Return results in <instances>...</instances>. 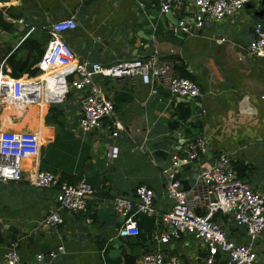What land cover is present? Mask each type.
I'll list each match as a JSON object with an SVG mask.
<instances>
[{"label": "crops", "instance_id": "0c3cea01", "mask_svg": "<svg viewBox=\"0 0 264 264\" xmlns=\"http://www.w3.org/2000/svg\"><path fill=\"white\" fill-rule=\"evenodd\" d=\"M193 1L180 0L167 11L161 10L159 0L0 1V63L5 75L13 77L7 63L11 54L19 66L31 63L39 53L36 47L46 46L49 25L74 15L76 27L65 31L63 37L79 60L111 65L125 58L146 56L144 52L152 44L160 59L177 57V63H182L201 90L198 101L191 105L163 91L159 84L156 92H151L149 84L138 76H96L100 88L115 102L113 116L121 127L114 137L113 116L102 118L92 130L78 128L81 93L72 89L52 102L45 100L44 105H28L36 109L35 129L29 121L23 123L11 107L7 108L12 111L11 120L3 111L2 128L13 132L36 130V137L42 139L39 169L43 161L45 169H56L59 180L63 177L70 182L87 181L94 175L110 178L101 188L113 185L114 189L94 191L87 201V214L59 209L55 201L57 186L32 185L31 161L24 157L21 179L0 182V264L9 241L17 243L25 264H38V253L51 264H138L144 252L176 256L180 264H205V250L190 234L166 242L154 239L165 230L154 216L137 213L138 234L119 240L117 229L122 217L113 206L118 196L137 201L135 188L146 184L154 191L155 209L169 210L173 200L165 192L164 171L171 169L172 156L182 153L185 143L194 136L205 139L212 156L202 162L205 154L201 155L192 161L187 174L180 175L186 182L181 183L184 189L194 185L203 164L227 152L235 163L245 165L246 182L264 193V57L251 55L246 49L253 38L254 24L260 22L254 11L262 4L260 0L249 2L230 16L212 18L197 27L192 20L196 11ZM179 21L190 27L189 33L181 32L180 44L164 39L176 38ZM31 35L34 37L28 38ZM35 64L30 69L36 68ZM40 75L37 72L34 76ZM179 105L190 112L185 121L176 114ZM49 109L52 119L46 121ZM171 121L177 122V128L169 127ZM111 142L118 145L119 154L108 164L105 151ZM195 210L201 213L204 205L197 204ZM49 212H57L62 222L46 223ZM86 216L92 221L87 223ZM214 218L228 239L248 241L246 227L236 224L230 214L218 212ZM255 247L264 260V232L255 240Z\"/></svg>", "mask_w": 264, "mask_h": 264}, {"label": "built area", "instance_id": "2783aa9c", "mask_svg": "<svg viewBox=\"0 0 264 264\" xmlns=\"http://www.w3.org/2000/svg\"><path fill=\"white\" fill-rule=\"evenodd\" d=\"M256 0H194L196 11L193 25L203 26L212 18L219 20L232 15L247 3ZM180 0H159L162 11L169 10ZM142 5V3H141ZM76 27L74 15L52 22L48 27V40L40 59L35 66L41 72L37 78L10 77L2 72L0 63V182L18 181L22 177L24 157L30 158L32 173L29 182L40 188L57 186L55 201L59 209L71 213H88V198L94 193L92 185L80 179L75 182L59 180L47 170L38 168V157L42 139L34 132H13L2 128L3 111L8 106L44 105V101H54L56 96L63 97L70 89L80 92L81 111L78 128L89 131L100 124L104 117H112L115 102L110 93L103 91L95 81L102 78L136 77L149 84L151 92H156V84L179 96L196 97L201 93L198 83L176 74L171 58L160 59L157 53L143 57L125 58L111 65L100 62L81 61L63 37L67 30ZM176 31L190 32L183 21L176 25ZM220 40H224L221 38ZM249 54L264 57V28L257 21L253 26V38L246 46ZM69 78V81H68ZM117 135L121 123L112 117ZM206 153L204 138L186 142L183 152L176 153L171 159V169L164 171L166 176L165 192L173 200L171 208L158 212L153 206L154 191L146 184L135 188L137 201L124 197L113 199L114 209L122 216L117 229L118 236H135L138 225L135 215L146 214L158 218L165 230L156 234L154 239L168 241L178 239L182 234H190L205 250V264H264L255 247V240L264 232V193L255 189L237 176L234 159L227 152H220L212 161L199 168L198 179L188 189L182 187L175 177L173 167L179 162L187 164L199 159ZM119 147L111 142L105 151L106 163L114 161ZM204 210L196 212L197 204ZM218 212L230 214L234 222L247 229L248 241L237 243L227 238L226 231L214 215ZM87 223L92 221L85 217ZM48 224H60L62 218L57 212L45 216ZM59 251H62L60 246ZM52 252L50 257H52ZM38 264H51L41 253L36 255ZM2 264H25L20 260L17 243L9 241L2 255ZM138 264H180L178 257H166L161 252H144Z\"/></svg>", "mask_w": 264, "mask_h": 264}, {"label": "trees", "instance_id": "16d2710c", "mask_svg": "<svg viewBox=\"0 0 264 264\" xmlns=\"http://www.w3.org/2000/svg\"><path fill=\"white\" fill-rule=\"evenodd\" d=\"M0 1H6V0H0ZM260 2L262 5L260 7H258L254 12H255V15L260 19L262 27L264 28V0H260ZM5 10H8V9H5ZM1 15H2V13L0 11V20H1ZM33 37H34V35H31L28 38H33ZM48 37H49V35L47 36V38ZM38 49H39V53L38 54L35 53L34 57L31 60V63H29L25 66H19V64H16L15 60H14L15 56L11 54L7 58V63L11 67V70L8 71V73L15 78H17V77H33L37 72H39V70L37 68L30 69V65H32V63H36L40 59V57L43 53V50H44L43 47H41V48L36 47L35 51H37ZM170 58L174 61V70H175L176 74L179 76L191 79V75L186 72L182 63H180V62L177 63V61H180V60L175 56H170ZM176 114H177L179 119L185 121L189 117L190 112L188 109L183 108L181 105H179L176 109ZM50 119H52V109H49L48 119H46V121H50ZM169 127L172 129L177 128V122L171 121L169 123ZM44 135H45V129L43 128L42 129V136H44ZM234 167L236 169L237 176L241 180L246 182L245 174H244V170H246L245 165L239 164V163L237 164L234 162ZM40 169L50 171L54 174L56 171V169H53V168L52 169L51 168L45 169V165H44L43 161L40 162ZM63 179H64L63 177L62 178L60 177V180H63Z\"/></svg>", "mask_w": 264, "mask_h": 264}, {"label": "water", "instance_id": "95a60500", "mask_svg": "<svg viewBox=\"0 0 264 264\" xmlns=\"http://www.w3.org/2000/svg\"><path fill=\"white\" fill-rule=\"evenodd\" d=\"M168 33V32H167ZM177 36L176 38H164L166 40H169L170 42L172 43H175V44H180V41L182 40V35H181V31H178L177 33ZM155 40H161L162 38H154ZM155 52V48L154 46L151 44V46H149L146 51L144 52L145 55H150L152 53ZM163 91L165 92H168V93H171L169 90L167 89H162ZM172 94V93H171ZM176 95L177 97L179 98H182L184 99L186 102H188L189 104L193 105L194 102L198 101V98L197 97H188V96H179L178 94H174ZM205 130V128H204ZM207 137V136H206ZM205 137V138H206ZM197 138H203V137H198V136H194V138L192 140H195ZM191 140V141H192ZM212 156L210 150H209V146L206 145V153L204 156H202L201 160L202 162H205L207 158H210ZM192 165V162H189L187 164H183L181 162H179L177 165H175L173 167V169L175 170V177L178 178L182 184L186 183L185 180H182L180 179V175L182 173H188L190 171V166ZM194 165H198V162L195 161L194 162ZM87 181L92 185L94 191L98 192V193H102L103 191L104 192H108V190L111 188V189H114V186L113 185H110V186H104L103 188H101L102 185H104L106 183V181H111L110 178H98L97 175H94V176H88L87 178ZM188 189V188H187ZM122 217V216H121ZM119 237V240H126L127 237L125 236H118Z\"/></svg>", "mask_w": 264, "mask_h": 264}, {"label": "rangeland", "instance_id": "374dc122", "mask_svg": "<svg viewBox=\"0 0 264 264\" xmlns=\"http://www.w3.org/2000/svg\"><path fill=\"white\" fill-rule=\"evenodd\" d=\"M70 90V87H69ZM11 107L10 109H12V111L18 115L21 116L22 122H27L29 121V125L31 128L35 129L36 127V109L33 106H20V107H16V106H8L4 109V114L8 115V121L11 120L12 115L10 114L12 111H10V109L8 110L7 108ZM35 134H36V130H35Z\"/></svg>", "mask_w": 264, "mask_h": 264}]
</instances>
